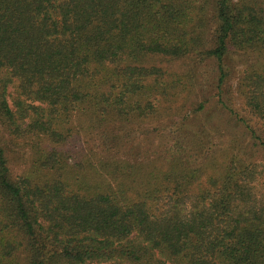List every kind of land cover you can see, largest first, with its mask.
Masks as SVG:
<instances>
[{"label": "trees", "instance_id": "1", "mask_svg": "<svg viewBox=\"0 0 264 264\" xmlns=\"http://www.w3.org/2000/svg\"><path fill=\"white\" fill-rule=\"evenodd\" d=\"M230 46L264 50V0H0V264H264V168L239 154L219 172L180 148L163 162L109 158L95 186L61 160L82 128L184 107L193 65L179 75L173 61L215 57L222 89ZM250 64L239 89L252 119L223 106L264 147V61ZM5 136L28 140L42 176H12Z\"/></svg>", "mask_w": 264, "mask_h": 264}, {"label": "rangeland", "instance_id": "2", "mask_svg": "<svg viewBox=\"0 0 264 264\" xmlns=\"http://www.w3.org/2000/svg\"><path fill=\"white\" fill-rule=\"evenodd\" d=\"M210 7L212 8L211 4ZM206 21L207 46L213 48V31L216 25L211 18L210 9L206 13ZM257 56L264 61V50L244 51L230 46L224 58L230 75L222 83V89L219 88L220 75L215 57L197 52L187 58L173 61L172 68L179 75H183L193 65V81L185 89L186 95L182 101L185 102L184 107L176 102L155 119L142 121L140 124L135 121H119L106 127L105 132L100 129L92 128L87 131L82 128L80 134L69 138V142L64 145L65 152L61 160H67L71 164L80 162L78 174L86 180L88 186L101 182L97 168H101L100 165L106 163L109 158L124 159L130 163H146L152 160L163 162L171 156L174 148H180L184 160L193 166H209L206 161L209 159L211 171L219 172L224 161L236 153L257 165L258 171H262L264 147L254 138L242 134L241 130L237 132L235 121L228 115V108H232L240 115L251 118L242 104L239 78L241 72L251 65ZM223 102L228 108L223 106ZM180 106L183 109L179 108ZM252 123L256 121L252 120ZM257 127L259 135L264 138V128L258 125ZM239 133V149H232L231 142ZM4 139L8 166L14 178L26 179L43 175L42 159L27 143L28 140L13 144L8 136ZM92 161L94 165L88 167L87 164ZM263 175L264 172L261 174L264 185Z\"/></svg>", "mask_w": 264, "mask_h": 264}]
</instances>
